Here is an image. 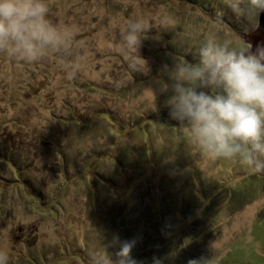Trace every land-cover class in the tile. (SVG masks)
Instances as JSON below:
<instances>
[{
    "label": "rangeland",
    "instance_id": "1",
    "mask_svg": "<svg viewBox=\"0 0 264 264\" xmlns=\"http://www.w3.org/2000/svg\"><path fill=\"white\" fill-rule=\"evenodd\" d=\"M47 3L61 44L31 63L0 52L8 264H108L117 235L137 264H264V172L206 158L159 91L164 65L192 61L209 34L246 45L260 14L224 0ZM132 20L137 50L120 43Z\"/></svg>",
    "mask_w": 264,
    "mask_h": 264
},
{
    "label": "clouds",
    "instance_id": "2",
    "mask_svg": "<svg viewBox=\"0 0 264 264\" xmlns=\"http://www.w3.org/2000/svg\"><path fill=\"white\" fill-rule=\"evenodd\" d=\"M224 3L240 15L264 12V0ZM49 11L47 0H0V52L11 49L31 63L44 50L58 47L69 31L53 24ZM143 31L138 21H129L120 34L121 45L137 50ZM191 54L192 61L182 57L162 68L167 80L160 81L159 91L166 95L169 117L209 160H237L264 172V47L253 51L249 44L209 34ZM108 247L119 249L115 259L108 256V264H137L130 256L132 242H121L117 235ZM0 264H8L4 251Z\"/></svg>",
    "mask_w": 264,
    "mask_h": 264
},
{
    "label": "water",
    "instance_id": "3",
    "mask_svg": "<svg viewBox=\"0 0 264 264\" xmlns=\"http://www.w3.org/2000/svg\"><path fill=\"white\" fill-rule=\"evenodd\" d=\"M259 26L246 34L241 35L244 41L251 45L252 50H257V46L264 47V12L260 13Z\"/></svg>",
    "mask_w": 264,
    "mask_h": 264
}]
</instances>
